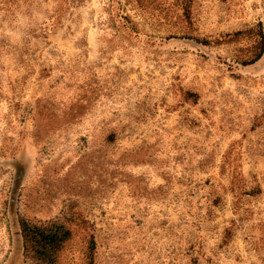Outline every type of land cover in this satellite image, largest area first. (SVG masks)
<instances>
[{"label": "rangeland", "instance_id": "374dc122", "mask_svg": "<svg viewBox=\"0 0 264 264\" xmlns=\"http://www.w3.org/2000/svg\"><path fill=\"white\" fill-rule=\"evenodd\" d=\"M10 1L0 264H40L18 219L71 230L57 264H87L91 238L95 264H264V53L239 62L264 0L126 6L137 32L108 0Z\"/></svg>", "mask_w": 264, "mask_h": 264}, {"label": "trees", "instance_id": "16d2710c", "mask_svg": "<svg viewBox=\"0 0 264 264\" xmlns=\"http://www.w3.org/2000/svg\"><path fill=\"white\" fill-rule=\"evenodd\" d=\"M113 7L118 5L117 9H121L119 19L122 25L130 32H137L136 26L131 20L130 15L126 11V6H130V10L136 12L142 11L152 14L156 9L157 0H124V6L118 0H108ZM180 15L183 19L189 20L191 16V7L193 0H178ZM12 4L14 0L10 1ZM8 2H2L7 4ZM55 24V23H54ZM53 26V22L50 23ZM245 32H235L230 36L231 39L244 35ZM247 34L253 37V51L249 55H245L239 62L243 66L251 65L257 62L264 53V33L260 24L248 30ZM204 42V41H202ZM187 96L193 100L197 99L194 93H187ZM19 179L17 178V181ZM19 235L22 242L23 254L27 258L36 260L40 264H57L59 254L63 250L67 242L70 241L72 232L61 224L48 223L45 225L31 224L24 219H18ZM95 241L91 238L88 242L86 260L87 264H95Z\"/></svg>", "mask_w": 264, "mask_h": 264}]
</instances>
